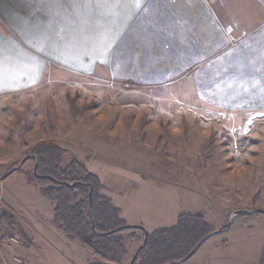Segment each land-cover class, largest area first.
<instances>
[{"label": "rangeland", "instance_id": "374dc122", "mask_svg": "<svg viewBox=\"0 0 264 264\" xmlns=\"http://www.w3.org/2000/svg\"><path fill=\"white\" fill-rule=\"evenodd\" d=\"M77 78L52 73L32 87L0 92V176L31 154L36 144L52 142L66 150L65 162L74 157L98 175L104 185L102 192L121 206L124 218L142 221L147 230L171 225L177 218L175 208L201 214L212 231L223 225L234 210H264V117L255 115L264 110L242 112L191 106L190 100L181 95L167 97L161 91ZM189 107L193 110L189 111ZM95 115H108L113 120L98 122ZM120 115L123 119L117 122ZM136 115L141 120L147 115H181L182 119L177 133L166 130L153 138L136 130L129 132ZM252 117L255 119L249 125L247 121ZM246 127L247 136H241ZM232 128L236 133L230 136ZM163 136L165 142L160 139ZM33 163L27 159L0 181V209L9 208L13 210L11 215L21 218L24 214L28 220L33 214L49 218L53 203L35 184ZM163 164L171 165L169 172L178 174L179 183L185 193L190 190V197L175 196L169 191L166 200L161 182ZM233 218V226L241 223L239 220L248 222L241 223L243 243L258 240L264 213H241ZM0 224L5 225L4 218ZM24 224V229L35 230V224ZM225 232L212 235L199 252L204 254ZM69 238L77 246H65L58 239L54 241L56 246L42 242L33 246L38 249L33 251L34 258L28 260L18 252L14 263L86 264L90 259L83 247L75 238ZM139 244L138 237L127 240L128 255L123 264L128 263Z\"/></svg>", "mask_w": 264, "mask_h": 264}, {"label": "crops", "instance_id": "0c3cea01", "mask_svg": "<svg viewBox=\"0 0 264 264\" xmlns=\"http://www.w3.org/2000/svg\"><path fill=\"white\" fill-rule=\"evenodd\" d=\"M77 2L84 3L86 0ZM148 2L140 0L145 7ZM161 4V11L165 13L163 21L149 23L152 14L149 8L146 13L138 15L132 10L122 12L114 24L111 15L95 9H74L54 17L26 7L25 0H0V58L5 51L8 56V71L0 75V92L32 87L40 83L43 76L59 73L78 76V80L81 77L106 80L134 90L161 91L167 97L181 95L183 99L190 100L191 106L242 112L264 110V0H161ZM214 18L219 21L218 25H214ZM117 24L130 28L129 38L134 40L130 50L119 61V67L99 61L89 64L87 58L82 66L77 63L69 67L61 63L63 59L71 60V54L64 48V41L57 37V33L63 35L83 30L85 34L92 35L98 26L115 28ZM217 27L225 30L231 27L232 31L221 35ZM234 50H239L241 67L230 68L226 75L221 73L216 76L236 59ZM197 54L203 58L193 63L192 57ZM34 69L39 70L38 75ZM34 79L36 82L31 83ZM110 117L95 115V119L102 123L113 120ZM122 119V115L116 118L117 122ZM181 119V115H147L141 120L136 115L128 130L156 138L166 130L177 133V124ZM162 142H165L164 139ZM170 167V164H163L160 168L165 171L161 177L166 191L164 194L170 191L175 196L186 194L190 197V190L184 192L178 174L169 172L172 170ZM179 199L181 197H178L180 202ZM11 211L9 208L0 209V221L5 219V225L0 224V264H16L14 260L18 259L15 256L19 255L18 252H22L21 257L31 260L34 258L33 251L38 250L33 246H40L42 242L56 246L54 241L58 239L65 246H77L69 235L54 227L53 211L49 218L33 214L31 220L24 214L21 218L13 216ZM182 212L175 208L174 218ZM121 215L124 218L123 211ZM25 221L35 224V230L24 229ZM125 221L145 226L140 220ZM241 223L233 226L231 222L225 236L208 247L204 254L199 252L200 248L190 259L178 264H264V226L258 228L261 229L260 239L243 243L241 240L244 241L245 232ZM31 227L34 228V225ZM34 231L36 234L33 236ZM198 255L203 256L196 258Z\"/></svg>", "mask_w": 264, "mask_h": 264}, {"label": "trees", "instance_id": "16d2710c", "mask_svg": "<svg viewBox=\"0 0 264 264\" xmlns=\"http://www.w3.org/2000/svg\"><path fill=\"white\" fill-rule=\"evenodd\" d=\"M30 153L25 161L33 160L31 155L37 158L33 180L41 188L43 197L53 203L54 227L80 243L90 259L87 264H123L128 255L127 240L138 237L141 244L144 231L125 221L112 196L102 192L104 185L98 175L74 157L65 162L66 150L52 142H40ZM18 164L5 172L3 179L22 166ZM252 213L264 212L254 209ZM227 221L220 226L221 231L228 230ZM211 231L201 214L182 212L173 224L147 230L143 247L137 246L127 264L185 261L211 237L185 259Z\"/></svg>", "mask_w": 264, "mask_h": 264}, {"label": "snow or ice", "instance_id": "6c2138e0", "mask_svg": "<svg viewBox=\"0 0 264 264\" xmlns=\"http://www.w3.org/2000/svg\"><path fill=\"white\" fill-rule=\"evenodd\" d=\"M25 6L29 8H35L36 10L50 16L58 17L62 13L67 14L69 10L74 9H88V10H99L102 14L111 15L113 17V23L115 24L122 12L132 10L133 14L146 13L149 8L152 9V14L149 18V23H155L157 20L163 21L165 19V13L161 11L162 4L161 0H149L145 7L140 0H86L84 3H79L77 0H25ZM214 25H218L219 21L214 18ZM147 29H145L146 31ZM132 30L130 28L120 27L118 24L115 28L104 27L103 25L98 26L94 34H85L83 30L77 32H67L63 35L57 33V37L64 41V48L68 53L71 54V60L63 59L61 63L72 67L73 65L82 63L85 58L89 64H95L97 61L100 63L115 64L117 67L120 66L119 61L126 55L127 51L130 50L133 39L129 38V33ZM217 31L221 35L231 33L232 28L229 27L225 30L222 27H217ZM237 53L236 59L232 63L222 68L215 75L220 76L221 73L227 74L230 68L239 69L241 67L239 50H234ZM200 55L192 57V62L195 63L197 59H202ZM59 59V57H54ZM8 62V56L5 54L0 58V75L7 73L8 69L6 64ZM39 74L38 69H34ZM83 70L87 71L86 68ZM25 73H21L24 75ZM36 80H32L31 83H35ZM231 87V84H228ZM253 82V87H255ZM78 87V85H77ZM2 90V89H0ZM248 90L247 87L244 88ZM189 111L193 109L189 107ZM222 115V114H221ZM259 117H264V111L257 112L255 114ZM255 117L249 118L247 123L251 125ZM249 129L246 127L241 136H247ZM236 133V129L232 128L229 130V135Z\"/></svg>", "mask_w": 264, "mask_h": 264}, {"label": "water", "instance_id": "95a60500", "mask_svg": "<svg viewBox=\"0 0 264 264\" xmlns=\"http://www.w3.org/2000/svg\"><path fill=\"white\" fill-rule=\"evenodd\" d=\"M31 157L33 158V160H34V166H33V172L35 173V169H36V166H37V158H36V156L35 155H31ZM25 159H26V156L24 157V158H22L21 159V161L19 162V164H18V166H21L22 165V163L25 161ZM5 177V175H1L0 176V181L1 180H3V178ZM71 185H74V183L73 184H71ZM259 211H263L264 212V210L263 209H258ZM253 212V210H250V209H237V210H234L233 212H231L230 213V215H229V218H228V221H227V224H229L230 225V223H231V221H232V219H233V217L235 216V215H237V214H241V213H248V214H250V213H252ZM132 226H134V227H137V228H140V229H142L143 231H144V238H143V242L138 246L139 248H141V247H143V245H144V243H145V241H146V238H147V229L144 227V226H142V225H139V224H132ZM92 228H93V225H92ZM222 230V227H219V228H217L216 230H213V231H211V232H209L206 236H204L196 245H195V247L192 249V251L185 257V259H187L195 250H196V248L206 239V238H208V237H210V236H212V235H214V234H216L217 232H220Z\"/></svg>", "mask_w": 264, "mask_h": 264}]
</instances>
